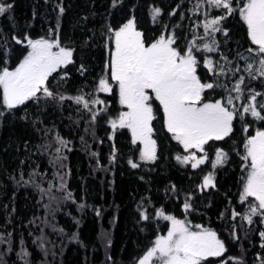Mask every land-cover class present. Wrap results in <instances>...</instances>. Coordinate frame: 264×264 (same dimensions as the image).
Masks as SVG:
<instances>
[{"label":"trees","instance_id":"16d2710c","mask_svg":"<svg viewBox=\"0 0 264 264\" xmlns=\"http://www.w3.org/2000/svg\"><path fill=\"white\" fill-rule=\"evenodd\" d=\"M243 3L231 0L228 13L210 0H0L11 5L0 13V71L16 67L28 40L57 41L72 51L71 62L46 81L52 96L8 108L0 87V264H134L167 229L158 211L216 233L224 251L202 264H264V209L253 214L255 197L241 200L250 163L243 134L264 131V119L244 111L252 102L264 116V53L248 35ZM129 20L145 46L171 36L178 52L192 50L201 83L213 85L201 103L220 99L228 107L225 98L236 107L228 136L203 146L206 164L193 168L182 160L186 150L168 131L155 95L147 101L154 160L141 159L128 128L108 124L125 110L107 65L115 31ZM101 78L112 92L98 91ZM97 96L104 112L92 120L76 98ZM218 149L226 159L214 166ZM58 150L63 175L51 166ZM209 175L214 186L205 187Z\"/></svg>","mask_w":264,"mask_h":264},{"label":"snow or ice","instance_id":"6c2138e0","mask_svg":"<svg viewBox=\"0 0 264 264\" xmlns=\"http://www.w3.org/2000/svg\"><path fill=\"white\" fill-rule=\"evenodd\" d=\"M210 3L216 7H223L228 13L233 11L231 0H210ZM8 8H11V5L0 4V13H4ZM159 11L154 9V15ZM239 11L247 24L252 43L258 46L260 53H264V0H244ZM222 19L223 17H219L212 20L206 27L216 25ZM173 42L171 36L167 38L161 36L155 43L145 46L141 33L135 30L131 20L115 31V50L110 53L107 66L110 69L111 80L119 85L120 103L127 105L129 109L128 112L120 114L118 123L120 127L132 130L133 143L139 140L144 145L141 151L142 160L156 158V142L151 139L152 107L147 103L149 95L146 89L155 93V98L163 106L168 131L185 150L195 148L203 151V146L209 140H221L232 131L234 113L219 100L214 103H201L202 92L213 85L201 83L197 77V62L192 50L189 49L182 55L172 47ZM28 45L31 51L14 71L7 68L0 71L3 103L8 108L23 104L41 91L46 96H52L53 93L49 91L45 82L57 67L71 62L72 51L61 47L57 41L28 40ZM54 47L58 48V51H53ZM204 47L210 51L215 50L209 48L207 44ZM206 64L211 67L210 61H206ZM260 64L264 66V59ZM248 67L251 68V65ZM261 75H264V69L261 70ZM240 83H243V80L237 84L236 91H240ZM111 90L108 79L101 78L98 91ZM256 95L260 93L252 96L253 101ZM76 99L80 101L82 97ZM228 103H231V99ZM261 107L264 108V104ZM249 110L253 117L264 119L255 106L244 109L245 112ZM116 126L117 121H113L112 127ZM245 148L246 155L243 159L250 160V164L241 200L255 197L258 208L257 206L251 208L255 214L258 209H264V131H257L255 136L249 137ZM189 159L195 161L192 164L193 168L204 163V158L198 159L194 153L183 157L184 162ZM225 159L226 154L218 149L214 166L222 164ZM129 163L132 167H137L132 161ZM209 185L214 186L211 175L204 178V186ZM184 207L187 209L189 205L185 204ZM157 215L171 221V227L167 235L156 238L154 245L140 258L138 264H200L206 257L219 256L224 251V244L214 231L202 229L199 225L196 227L200 228V231H191L183 220L170 215L165 216L161 211H158ZM245 218L251 223V216ZM260 235L264 237V232Z\"/></svg>","mask_w":264,"mask_h":264},{"label":"rangeland","instance_id":"374dc122","mask_svg":"<svg viewBox=\"0 0 264 264\" xmlns=\"http://www.w3.org/2000/svg\"><path fill=\"white\" fill-rule=\"evenodd\" d=\"M127 24V23H126ZM134 24V23H133ZM125 25V24H124ZM124 25H122L121 27H123ZM120 27V28H121ZM119 28V29H120ZM134 28H135V30H136V26H135V24H134ZM118 29V30H119ZM137 31V30H136ZM165 38H166V36H164ZM114 41H115V36H114ZM156 42V41H155ZM154 42V43H155ZM153 44V43H152ZM151 44H149V45H146V46H150ZM62 47V46H61ZM115 50V43H114V47H113V49H112V51H114ZM31 51V48H30V50L28 51V53ZM53 51H58V48H53ZM111 51V52H112ZM27 53V54H28ZM182 55L183 54H185L186 52H180ZM26 54V55H27ZM25 55V56H26ZM24 59V58H23ZM22 59V60H23ZM22 60L16 65V67L15 68H13V69H8L9 71H14L17 67H18V65L22 62ZM65 65V64H64ZM60 66H62V65H60ZM59 66V67H60ZM59 67H57V68H59ZM207 72H208V70H207ZM196 75H197V77L200 79V77H199V75H198V73H197V67H196ZM109 76L111 77V73H110V69H109ZM111 79V78H110ZM108 82H109V80H108ZM115 82V84H117V86H118V89H119V85H118V83L116 82V81H114ZM46 83V82H45ZM204 84H208V82H205ZM46 86L48 87V89H49V91L50 92H52V90H51V88L48 86V84L46 83ZM206 89H208V88H206ZM99 92H101V91H99ZM110 92H112V91H109V92H107V93H110ZM146 92H147V94L149 95V97L151 96V95H155V93L154 92H152L150 89H146ZM43 95V97L42 98H46V95H44L43 94V92L41 91V92H38L37 93V96H42ZM222 97V96H221ZM223 98V97H222ZM224 99V101L227 103V105H228V107H226L224 104H223V102H222V100H220V99H217V100H219V101H221V103L229 110V111H231V109L232 108H236L232 103H228V101L225 99V98H223ZM217 100H214V101H209V102H204V103H214L215 101H217ZM260 100V99H259ZM82 103V105L84 106V107H86V108H90L89 109V111H90V113H87L88 115H90V119H95V118H97V116L98 115H100V114H102L103 112H104V110L103 109H101V101H100V97L99 96H97V97H91V99L90 100H88L86 97H83L81 100H80ZM96 101H100L99 103H97ZM148 103V102H147ZM149 104V103H148ZM85 105H87V106H85ZM124 105V104H123ZM125 106V110H121V112L119 113V116H117L116 118H110L109 119V121H108V124H112V122L113 121H117V125H119V123H118V121H119V117H120V114L121 113H124V112H128L129 111V109H128V107H127V105H124ZM250 106H254L253 105V103L252 102H250L249 103V105H248V107L250 108ZM161 108H162V110H163V106L161 105ZM163 115H164V120H165V114H164V110H163ZM236 115L238 116V119L240 120L241 119V116L240 115H238L237 113H236ZM97 122V121H96ZM94 123H95V121H94ZM245 123H246V125H247V123H248V118H245ZM166 125V124H165ZM151 126V125H150ZM85 127H86V125H85ZM88 128L89 127H92V125H88L87 126ZM167 127V126H166ZM126 128H128V127H126ZM130 131H131V134H132V130L130 129V128H128ZM246 130H247V127H246ZM244 136H245V141L244 142H246L247 141V139L249 138V137H251V135H246V132L243 134ZM256 135V133L254 134V136ZM151 139L152 140H154V138H153V136H152V133H151ZM139 141V140H138ZM155 141V140H154ZM210 141V140H209ZM140 142V141H139ZM140 156H141V151H142V149L144 148V145L140 142ZM195 154L196 155V157L199 159V158H204V164H206V162H208V157H207V155H206V153H205V150H204V148H203V151H200L199 149H195V148H193V149H188V150H186V154H184L183 153V156H182V160H183V157H185V156H191L192 154ZM59 150L57 151V157L56 158H53V160H52V163H51V166H52V168H53V171H54V173H58V174H60V175H63V172L65 171V165H64V163H63V161L61 160V158H62V156L61 157H59ZM246 155V153H244V156ZM185 163H188V164H190L189 166H192V164L193 163H195V161L194 160H191V159H189L187 162H185ZM203 163L202 164H200V165H198L197 167H199V166H201V165H204ZM250 164V163H249ZM248 164V165H249ZM54 176H57V175H54ZM58 177V176H57ZM206 177V176H205ZM204 177V178H205ZM247 177V176H246ZM58 179H59V177H58ZM48 184V188H50L52 185H53V183L52 182H48L47 183ZM203 186H204V181H203ZM176 219H180V220H183L186 224H187V226L189 227V229L191 230V231H200V228H197L196 226L197 225H194V224H190V222L189 221H187L186 219H183V218H180V217H175ZM192 223V222H191ZM167 229H166V231L164 232V233H161V234H159L157 237H159V236H164V235H167V232H168V230H169V228L171 227V221H167ZM199 226H201V228L202 229H209L208 227H205V226H203V225H199ZM210 230H212V229H210ZM213 231V230H212ZM156 237V238H157ZM218 238V237H217ZM219 239V238H218ZM156 240V239H155ZM220 240V239H219ZM221 241V240H220ZM155 242V241H154ZM154 242L152 243V245H151V247L154 245ZM222 242V241H221ZM151 247H149V248H151ZM148 248V249H149ZM147 249V250H148ZM147 250L140 256V257H138L137 258V260H136V262L134 263V264H138V262H139V260H140V258H142L143 256H144V254L147 252ZM210 257V256H209ZM207 258V257H206ZM154 260H155V258H154ZM204 260V259H203ZM203 260L200 262V264H202L203 263ZM213 264V263H212ZM215 264H221V263H215Z\"/></svg>","mask_w":264,"mask_h":264}]
</instances>
